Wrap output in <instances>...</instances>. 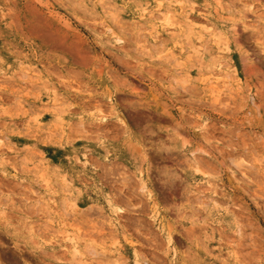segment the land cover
<instances>
[{"label":"rangeland","instance_id":"rangeland-1","mask_svg":"<svg viewBox=\"0 0 264 264\" xmlns=\"http://www.w3.org/2000/svg\"><path fill=\"white\" fill-rule=\"evenodd\" d=\"M158 1L0 0V264H264V0Z\"/></svg>","mask_w":264,"mask_h":264},{"label":"bare ground","instance_id":"bare-ground-1","mask_svg":"<svg viewBox=\"0 0 264 264\" xmlns=\"http://www.w3.org/2000/svg\"><path fill=\"white\" fill-rule=\"evenodd\" d=\"M165 1H168V0H159L158 2H159V4L157 5V7H159V9L160 8H162L163 6H164V4H163V2H165ZM185 2H190L189 0H181L180 2H179V4L181 5V4H184ZM192 5H194V4H192ZM185 9V8H184ZM183 10V9H182ZM145 12V11H144ZM158 12L160 13V14H163L164 15V12L162 11V10H158ZM150 13H153V12H150ZM171 14V13H170ZM149 15H151V14H149ZM168 15V14H167ZM161 16V15H160ZM171 16V15H170ZM159 17V16H158ZM164 17H166L165 15H164ZM148 18H150V20H153V19H156L157 18V16H148ZM187 18V17H186ZM189 18V17H188ZM187 18V19H188ZM160 19V18H159ZM141 24V23H140ZM45 25H47V24H45ZM175 24H174V22H173V18L172 17H169V15H168V17L166 18V20H165V22H164V24H162V26H160L164 31L166 30V27H168V26H174ZM187 25H188V23H187ZM150 26H151V29L150 30H152L153 32H158V30H157V28L159 27L158 25H156V24H150ZM158 26V27H157ZM198 25H196V27H197ZM195 27V24L193 25V24H191V25H189V31H191V35H192V33H193V35H197V33L199 34V31H198V29ZM212 28V27H211ZM205 29V33H206V31L208 32V31H210L209 30V28L208 27H205L204 28ZM44 30V29H43ZM50 30V29H49ZM140 30H142V29H140ZM45 31V30H44ZM163 31V32H164ZM41 32V31H40ZM213 31H210V34L212 33ZM44 33V32H43ZM46 33V32H45ZM44 33V34H45ZM217 33V32H216ZM42 34V33H41ZM52 34V33H51ZM48 35H50L49 33H47V36ZM51 36V35H50ZM53 36V35H52ZM215 36V42H216V45H221L222 43H221V41H222V37H220V36H222L221 34H219V36L218 35H214ZM224 37V36H223ZM198 39H201V38H199L198 37ZM225 43V42H224ZM225 44H227V43H225ZM54 46V45H53ZM227 48V50H229L230 49V47H228V45H225ZM59 47V46H58ZM53 48V47H52ZM56 48V47H55ZM76 48V47H75ZM77 49V48H76ZM201 50V49H200ZM200 50H198V49H196L195 51H196V54H198V55H201L203 52L202 51H200ZM220 50H223L222 48H220ZM70 51V50H69ZM80 53V52H79ZM78 55V54H77ZM85 56V55H84ZM82 56H80L79 58H81ZM78 58V57H77ZM223 59L225 60V57H220V58H217V59H215V66H217L218 67V71L220 72V74H221V76H220V78H223V79H225V84H228V82H227V80H229V78L231 77L230 75V73H225V67H226V65H225V63H224V61H223ZM78 60V59H77ZM76 60V61H77ZM214 62V61H213ZM226 88V87H225ZM4 132V131H3ZM4 139H5V137L4 136H1L0 135V149L2 148H4L5 147V141H4ZM6 140V139H5ZM1 151V150H0ZM11 151H12V149H11ZM4 158V157H3ZM84 159L86 160L87 159V157H86V155L84 156ZM144 188V187H143ZM35 193H36V191H35ZM53 200V199H52ZM52 200L50 199V198H45V199H43V202L41 203V204H43L42 206L44 207V208H53V205L51 204V202H52ZM41 206V207H42ZM67 215V214H66ZM33 228H35V227H31V229H33ZM72 241H73V245H74V252H73V256L74 257H76L77 259H78V257L79 256H82L83 255V252L81 251V249H80V243L79 242H77V241H75L74 239H72ZM96 251V250H95ZM92 253H93V251H92ZM96 253V252H95ZM94 254V253H93ZM141 255L139 254V253H137V258H136V261H135V263L136 264H144V263H142V260H141ZM73 259V258H72ZM73 261V260H72ZM75 261V260H74Z\"/></svg>","mask_w":264,"mask_h":264}]
</instances>
